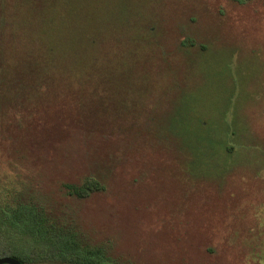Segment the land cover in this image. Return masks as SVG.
<instances>
[{"label":"rangeland","instance_id":"1","mask_svg":"<svg viewBox=\"0 0 264 264\" xmlns=\"http://www.w3.org/2000/svg\"><path fill=\"white\" fill-rule=\"evenodd\" d=\"M49 1L60 22L48 34L72 37L97 3L116 14L121 46L107 30L91 47L96 63L87 69L96 78L67 85L81 94L74 103L58 100L54 113H77L75 136L48 133L27 150L29 162L0 158V203L12 201L3 189L30 170L38 199L69 223L74 241L91 243L86 264H264V0ZM230 70L249 81L234 123L221 111ZM98 116L106 131L92 148L87 135ZM183 118L190 132L174 143ZM88 182L84 197L65 188ZM57 238L29 243L42 252L68 247L78 260V244Z\"/></svg>","mask_w":264,"mask_h":264},{"label":"trees","instance_id":"2","mask_svg":"<svg viewBox=\"0 0 264 264\" xmlns=\"http://www.w3.org/2000/svg\"><path fill=\"white\" fill-rule=\"evenodd\" d=\"M53 7H57V3L49 0H1L0 4V158L12 160L15 164L29 162L30 155L27 150L30 152L35 150L32 146L34 142L47 141L48 133L56 135L59 131H63L67 138L76 135L75 131L78 132L79 124L74 123L73 119L77 113H70L65 119L60 113L58 115L54 113L62 109L57 107L58 100L64 99L67 95L65 100L74 103L73 101H77L76 97L81 96L77 90L67 92V85L74 79L88 78L91 74L87 65L96 63L95 53L91 52V47L99 44L98 38L105 36L107 30H110L111 35L115 34V39L109 35L107 38L110 40L109 43L120 42L117 39L116 14L113 11L109 12V7H103L97 3H93L94 13L91 17L79 18L76 26L78 33L72 37L67 35L59 39L52 32L48 34L47 26H50L52 31L60 22V19L50 11ZM6 17L9 20L8 18L6 20ZM126 26L127 30H130L128 25ZM239 56L237 52L233 53L234 60L228 64L231 65L230 69L235 68L234 64L237 59L239 60ZM101 62L105 63L103 59ZM123 64H126V61H123L121 65ZM121 65L119 68L114 65L115 67L111 69L120 70ZM235 73L230 70L228 73L230 76L222 87V91H226L227 107L221 108L222 118L226 119L230 114L233 123L237 102L241 100L242 93L249 90L245 86L249 84L248 79L243 82L236 78L235 81L233 77L236 76ZM135 74L136 77L139 76L138 71ZM95 78L91 74L89 79ZM55 81L60 82L57 90H53L54 87H52V82ZM240 82L244 83V87L239 85ZM123 86L129 87L128 83ZM138 86L130 87L134 90ZM75 87L76 85L73 88ZM84 87L89 94L94 86L84 85ZM23 108L25 114L21 119ZM189 121V118L178 121L177 128L180 129L169 136L174 143L180 138L179 133L190 132L187 128L190 127ZM90 122L94 123V130L87 137L92 140L91 147L95 148L94 140H100L106 131L98 127V124H104L105 121L98 116ZM196 124H200V121H196ZM191 126L195 128L197 125ZM236 126H243V123ZM241 129L248 130L242 127ZM57 137H53L54 140H52L55 149L58 148ZM185 138L183 141L190 145L188 137L185 136ZM167 141L170 143L169 138ZM47 148L50 147L47 145ZM193 155L196 156L195 153ZM32 174L30 170L24 172L23 179H19L18 185L13 181L12 185L7 187L8 189H3L7 191L8 198H12V201L0 203V258L13 257L22 264L41 262L86 264L85 255L96 253L89 247L91 243L87 240L72 239L73 233L69 223L64 219L59 220L56 213L48 208L47 202L38 199ZM96 185L99 186V184ZM96 185L94 187L98 189ZM65 188L70 195L77 194L84 197L91 186L88 182L78 186L65 184ZM37 236L41 242L58 237L71 241L74 245L78 244V246L75 245L79 249L76 255L78 260L71 257L68 247L65 251L51 249V247L45 252L36 246V248L32 247L34 245L29 241ZM82 260L84 261L81 262Z\"/></svg>","mask_w":264,"mask_h":264},{"label":"water","instance_id":"3","mask_svg":"<svg viewBox=\"0 0 264 264\" xmlns=\"http://www.w3.org/2000/svg\"><path fill=\"white\" fill-rule=\"evenodd\" d=\"M0 264H22V263L13 257H2L0 258Z\"/></svg>","mask_w":264,"mask_h":264}]
</instances>
